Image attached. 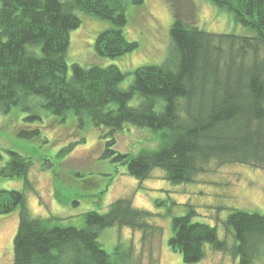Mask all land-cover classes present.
Returning a JSON list of instances; mask_svg holds the SVG:
<instances>
[{
  "label": "trees",
  "instance_id": "trees-1",
  "mask_svg": "<svg viewBox=\"0 0 264 264\" xmlns=\"http://www.w3.org/2000/svg\"><path fill=\"white\" fill-rule=\"evenodd\" d=\"M129 2L144 0H0V111L18 105L59 116L72 111L80 124L87 118L106 129L101 157L124 165L139 180L160 168L173 184L193 183L212 160L264 167V0H211L252 35L209 32L175 12L166 59L136 67L127 88L120 87L125 73L115 65L73 63L68 73L69 33L81 23L77 11L111 24L95 38L98 55L116 58L136 49L122 31ZM136 95L138 104L130 105ZM125 123L151 129L160 141L151 150H116L115 135ZM9 154L1 176L23 179L30 188L32 160L17 151ZM187 207L186 214L172 217L168 239L185 263L202 260L209 244L238 264H264L263 214L232 208L222 223L228 242L218 237L217 226L192 221L195 211ZM16 209L13 264H139L129 244L118 241L112 254L103 249L100 232L129 227L141 232L142 241L162 232L150 223L152 212L134 207L131 198H117L103 213L85 212L83 226H64L56 216L32 215L23 189H0V215Z\"/></svg>",
  "mask_w": 264,
  "mask_h": 264
},
{
  "label": "rangeland",
  "instance_id": "rangeland-1",
  "mask_svg": "<svg viewBox=\"0 0 264 264\" xmlns=\"http://www.w3.org/2000/svg\"><path fill=\"white\" fill-rule=\"evenodd\" d=\"M179 13L193 25L215 33L252 35V29L236 22L233 15L217 7L211 0H144L142 5H126L127 23L123 33L136 49L116 58L98 55L94 41L99 32L109 27L108 21L77 11L80 25L69 33L66 53L68 73L71 64L82 66L115 65L125 73L120 87L127 88L133 70L142 65L160 64L166 59L170 46V27L174 13ZM134 96L130 105H137ZM34 110V109H33ZM24 111L13 105L0 111V168L9 159V151L30 157L27 180L1 176L0 189H23L26 204L34 216L58 217L64 226H83L84 213L94 210L106 212L109 203L117 198H131L136 208L152 212L150 223L162 232L154 238L141 240V232L129 227L103 229L98 236L102 248L112 254L118 241L133 247V258L139 264H187L168 244L173 235L172 217L187 213V204L195 214L192 221L217 226L218 237L231 242L223 230V221L232 208L264 215V167L212 160L196 175L193 183L173 184L164 171L154 168L145 179H136L126 172L124 165L102 158L106 129L95 127L68 111L59 116L37 108ZM37 113L40 119H27ZM39 130L38 135H20L21 130ZM115 149L136 153L140 149H154L159 135L149 128H137L125 123L115 135ZM81 141V142H78ZM73 144L65 156L58 152ZM18 226V210L0 215V264H13V237ZM191 264H238L230 254L205 245V256ZM263 264V263H255Z\"/></svg>",
  "mask_w": 264,
  "mask_h": 264
}]
</instances>
